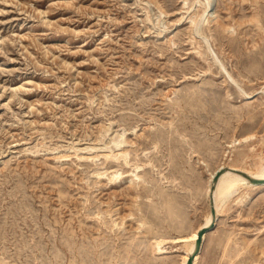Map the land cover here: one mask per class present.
<instances>
[{"label": "rangeland", "instance_id": "1", "mask_svg": "<svg viewBox=\"0 0 264 264\" xmlns=\"http://www.w3.org/2000/svg\"><path fill=\"white\" fill-rule=\"evenodd\" d=\"M205 3L0 0V264H182L212 173L264 164V0ZM198 264H264V188Z\"/></svg>", "mask_w": 264, "mask_h": 264}, {"label": "bare ground", "instance_id": "2", "mask_svg": "<svg viewBox=\"0 0 264 264\" xmlns=\"http://www.w3.org/2000/svg\"><path fill=\"white\" fill-rule=\"evenodd\" d=\"M205 1H206V3H205L206 4L205 5L206 9H208L206 11V15L200 17V20H196V21L192 20V23H194V26H196V31L195 32H197L198 35H199V33H201L200 32L201 26H203L205 23H209V15H210L209 13L211 11V4H212V2L214 0H205ZM196 35L197 34H195V36ZM200 35H202V34H200ZM199 38H201V37H199ZM202 39H203V37H202ZM204 39H205V42L209 46V41L206 38V36L204 37ZM211 51H210V53H211ZM247 97H250V96L247 95ZM121 145H123V143ZM220 169H225V172L221 175V177L219 178L218 182L216 183L214 191H212L213 177L216 174V172L219 171ZM236 171H241V172L245 173L251 179L264 180V164L261 165L258 168V170H256V171H251V170L248 171V170H243V169L236 168V167H225V166H222L219 169H217L214 173H212V175L210 177V185H209V188H208L209 199L212 196H213V199H214V207H215L216 212H217V217L220 215V213L223 210V208L225 207V205L240 191V189L242 187H246V188H264V184L263 185H254V184L251 183V181H250V179L248 177H245L244 175H242V174H240V173H238ZM205 221L206 222L198 230H196L189 238H186L187 240L186 239L185 240L184 239L181 240V241H187V243H188V241L191 242L189 247H188V249H187L186 255L183 258V262H181L182 264H187V261H188L189 257L195 251L196 240L198 239V232L200 231V229H202L203 227H208L212 223L213 216H212L211 210H210V213H209V215H208V217H207V219ZM199 259H200V255H198L195 258L194 264H198V260Z\"/></svg>", "mask_w": 264, "mask_h": 264}, {"label": "water", "instance_id": "3", "mask_svg": "<svg viewBox=\"0 0 264 264\" xmlns=\"http://www.w3.org/2000/svg\"><path fill=\"white\" fill-rule=\"evenodd\" d=\"M263 99H264V95H263ZM224 172H225V169H220L214 175V177H213L212 191H214L216 183L218 182L219 178L221 177V175ZM236 172L244 175L245 177H248V175H246L245 173H243L241 171H236ZM249 179H250L251 183L254 184V185H263L264 184V180H261V179H251V178H249ZM210 210H211V213H212V216H213V221H212V223L208 227H203L198 232V239L196 240L195 251L189 257V259L187 261V264H194L195 258L198 255H200L201 252H202V249H203V245H204L206 236L210 232H212L216 228V226H217L218 217H217L216 209L214 207V199H213V196L210 197Z\"/></svg>", "mask_w": 264, "mask_h": 264}]
</instances>
